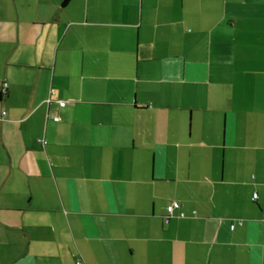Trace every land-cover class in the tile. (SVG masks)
I'll return each instance as SVG.
<instances>
[{"label": "crops", "instance_id": "obj_1", "mask_svg": "<svg viewBox=\"0 0 264 264\" xmlns=\"http://www.w3.org/2000/svg\"><path fill=\"white\" fill-rule=\"evenodd\" d=\"M78 262L264 264V0H0V264Z\"/></svg>", "mask_w": 264, "mask_h": 264}, {"label": "built area", "instance_id": "obj_2", "mask_svg": "<svg viewBox=\"0 0 264 264\" xmlns=\"http://www.w3.org/2000/svg\"><path fill=\"white\" fill-rule=\"evenodd\" d=\"M4 91H5V89H4ZM65 104H67V103L64 102V101L59 102V106H60L61 108L65 107V106H66ZM52 118H53L54 121H60V120H61L59 117H52ZM253 200H254V201L257 200V195H256V194L253 196ZM177 208H179V204H178L177 202H174V203L168 208L169 215L172 214L173 211H174L175 209H177ZM80 263H81V262H78L77 264H80Z\"/></svg>", "mask_w": 264, "mask_h": 264}, {"label": "trees", "instance_id": "obj_3", "mask_svg": "<svg viewBox=\"0 0 264 264\" xmlns=\"http://www.w3.org/2000/svg\"><path fill=\"white\" fill-rule=\"evenodd\" d=\"M68 1V0H67Z\"/></svg>", "mask_w": 264, "mask_h": 264}]
</instances>
